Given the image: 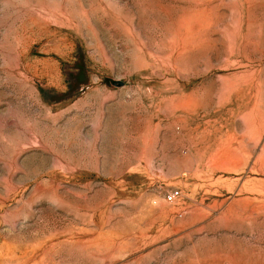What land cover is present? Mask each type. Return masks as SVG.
Returning a JSON list of instances; mask_svg holds the SVG:
<instances>
[{
    "label": "rangeland",
    "instance_id": "obj_1",
    "mask_svg": "<svg viewBox=\"0 0 264 264\" xmlns=\"http://www.w3.org/2000/svg\"><path fill=\"white\" fill-rule=\"evenodd\" d=\"M0 264H264V0H0Z\"/></svg>",
    "mask_w": 264,
    "mask_h": 264
},
{
    "label": "built area",
    "instance_id": "obj_2",
    "mask_svg": "<svg viewBox=\"0 0 264 264\" xmlns=\"http://www.w3.org/2000/svg\"><path fill=\"white\" fill-rule=\"evenodd\" d=\"M177 194V193H176ZM176 194H172L169 196L170 200H173L176 197Z\"/></svg>",
    "mask_w": 264,
    "mask_h": 264
},
{
    "label": "water",
    "instance_id": "obj_3",
    "mask_svg": "<svg viewBox=\"0 0 264 264\" xmlns=\"http://www.w3.org/2000/svg\"><path fill=\"white\" fill-rule=\"evenodd\" d=\"M123 83L122 82H119V85H122Z\"/></svg>",
    "mask_w": 264,
    "mask_h": 264
}]
</instances>
